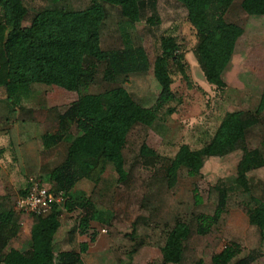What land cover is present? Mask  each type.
<instances>
[{
  "label": "rangeland",
  "instance_id": "rangeland-1",
  "mask_svg": "<svg viewBox=\"0 0 264 264\" xmlns=\"http://www.w3.org/2000/svg\"><path fill=\"white\" fill-rule=\"evenodd\" d=\"M184 3L185 0H158L160 24L146 23L152 16L148 9L142 21L129 31L134 44L144 47L149 56L147 73L131 75L125 84H111L103 80L104 66L93 62L97 72L83 93L112 91L117 99L130 94L137 103L150 109L156 107L160 95L153 66L163 37L177 40L184 55L186 76L172 67L176 101L158 112L151 127L140 125L130 134L124 151L128 172L125 183L118 182L110 166L100 184L81 179L67 193V200L73 197L92 201L102 215L101 220L92 221L89 235L81 236L79 223L83 212L79 209L69 212L64 203L59 205L62 213L61 227L55 237L57 259L61 252H79L80 245L88 243L89 250L82 256L84 264H164L161 248L167 232L177 221L192 222L200 213L213 214L217 204L213 186L220 180L237 177L242 151L226 158L210 159L199 176L182 171L174 188L168 186L165 170L182 145L198 150L209 143L227 113L256 111L264 89V16L247 15L242 0H236L228 11L227 21L241 26L245 32L225 75L227 88L220 90L207 83L198 64L195 56L198 37L188 21ZM24 4L28 9L25 26H29L41 11L83 10L90 0H24ZM105 7L108 14L102 27V47L116 50L122 47L120 26L124 20L119 8ZM78 98V93L56 86L34 85L12 112L6 90L0 87V135L3 136L0 146L7 148L0 158V215L13 211L19 228L4 254L12 249L25 255L32 253L34 217L17 212L16 203L30 179L50 185L52 171L65 163L69 143L77 135L76 128L71 127L64 141L50 150L43 149L41 137L58 130L56 115ZM170 109L175 113L169 115ZM143 145L154 151L157 158L143 156ZM247 145L250 150L259 149L264 154V113L249 131ZM249 177L253 195L264 200V168L253 171ZM248 202L245 194H233L220 223L208 235H194L189 240L183 264H196L199 260L212 264L213 256L234 243L246 251L261 248L264 252L260 230L249 223ZM134 227L136 241L132 240ZM93 233L97 234L95 243L90 241ZM135 243L141 244L137 253H133ZM254 264H264V256Z\"/></svg>",
  "mask_w": 264,
  "mask_h": 264
},
{
  "label": "trees",
  "instance_id": "trees-1",
  "mask_svg": "<svg viewBox=\"0 0 264 264\" xmlns=\"http://www.w3.org/2000/svg\"><path fill=\"white\" fill-rule=\"evenodd\" d=\"M235 1L185 0L184 3L188 21L198 37L195 50L198 64L207 83L220 90L227 88L225 75L236 54L238 41L245 32L241 26L226 19ZM157 2L90 0V5L83 10L41 11L29 26H25L28 9L24 0H0V87L6 90L12 112L34 85L56 86L79 94L77 101L56 115L58 130L41 137L43 149L50 150L64 141L71 127L77 130V135L69 143L65 163L50 174V185L54 190L64 191L67 195L81 179L98 185L110 166L114 168L118 182L125 183L128 172L124 151L130 134L137 126L151 127L158 118V112L176 101L172 90V67L184 76L186 67L184 55L174 37L161 39L160 54L154 61V76L160 87L155 108L143 107L130 94L117 99L112 91L83 93L93 83L97 72V65L93 62L104 66L103 80L111 84H125L131 75L150 70L145 48L134 44L129 31L142 21L148 9L152 16L146 19V23L150 26L160 24ZM105 5L119 8L124 20L120 26L122 47L116 50L108 51L102 47V27L108 14ZM241 6L249 16H264V0H242ZM174 113V109L168 111L169 115ZM262 113L264 89L255 112L227 113L209 143L198 150L182 145L170 160L165 176L168 186L174 188L182 171L190 176H199L210 159L243 152L237 177L220 180L213 186L217 195L214 213H200L192 222L177 221L167 232L166 242L161 248L164 264H183L189 240L194 235H208L220 223L236 192L249 197V223L260 230L263 243L264 200L253 195L249 175L264 168V154L259 149L250 150L247 145L248 133L259 123ZM4 152L0 148V156ZM141 153L148 158H157V154L146 145L142 146ZM27 193L28 186L20 198ZM64 208L69 212L77 209L83 212L79 223L81 236L89 235L92 221L101 220L102 213L90 200L72 197L64 203ZM61 213L62 207L54 205L47 214L33 216L31 255L15 249L4 254L10 241L18 235L19 228L13 211L1 214L0 264H84L82 256L89 250L88 243L81 244L79 252H61L59 259L56 258L55 237L61 227ZM136 232L134 227V241ZM96 237V233L90 234V241L95 243ZM140 247V243H135L133 253H137ZM263 256L261 248L246 251L234 243L213 256L212 264H254ZM196 264L205 263L199 260Z\"/></svg>",
  "mask_w": 264,
  "mask_h": 264
},
{
  "label": "built area",
  "instance_id": "built-area-1",
  "mask_svg": "<svg viewBox=\"0 0 264 264\" xmlns=\"http://www.w3.org/2000/svg\"><path fill=\"white\" fill-rule=\"evenodd\" d=\"M66 201L67 195L64 191H56L49 184L30 179L28 193L25 197L18 199L15 209L19 213L42 216L47 214L54 205H61Z\"/></svg>",
  "mask_w": 264,
  "mask_h": 264
},
{
  "label": "crops",
  "instance_id": "crops-1",
  "mask_svg": "<svg viewBox=\"0 0 264 264\" xmlns=\"http://www.w3.org/2000/svg\"><path fill=\"white\" fill-rule=\"evenodd\" d=\"M0 138H3L2 134L0 135ZM0 148L4 149V151H5L4 154L7 152V150H6L7 148H6V146H3V147L0 146ZM16 149H17V148H16ZM16 152H17V150H16ZM0 158H1V156H0Z\"/></svg>",
  "mask_w": 264,
  "mask_h": 264
}]
</instances>
